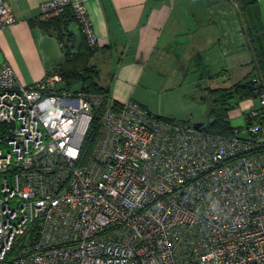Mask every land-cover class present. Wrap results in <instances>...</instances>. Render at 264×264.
Instances as JSON below:
<instances>
[{"label": "built area", "instance_id": "2783aa9c", "mask_svg": "<svg viewBox=\"0 0 264 264\" xmlns=\"http://www.w3.org/2000/svg\"><path fill=\"white\" fill-rule=\"evenodd\" d=\"M47 0L40 21L69 10L97 45L85 3ZM16 24L0 0V30ZM64 49V44H59ZM73 50V49H72ZM232 136L66 89L58 72L19 83L0 65V264H264V84ZM243 133V135H240Z\"/></svg>", "mask_w": 264, "mask_h": 264}, {"label": "crops", "instance_id": "0c3cea01", "mask_svg": "<svg viewBox=\"0 0 264 264\" xmlns=\"http://www.w3.org/2000/svg\"><path fill=\"white\" fill-rule=\"evenodd\" d=\"M5 1L16 24L0 30V65L8 64L22 85H33L57 72L64 51L77 48L81 35L70 17L39 20L38 6L47 0ZM241 6L240 0H88L97 42L89 64L112 102L133 101L153 114L163 109L152 98L181 89L202 102L203 89L230 88L253 70ZM252 9L264 30V0ZM232 102L256 107L251 98Z\"/></svg>", "mask_w": 264, "mask_h": 264}, {"label": "trees", "instance_id": "16d2710c", "mask_svg": "<svg viewBox=\"0 0 264 264\" xmlns=\"http://www.w3.org/2000/svg\"><path fill=\"white\" fill-rule=\"evenodd\" d=\"M240 2L242 3L240 8L241 18L252 51L253 70L242 82L230 88H207L202 90L201 100L202 102L209 103V110L207 119L203 123L201 130L212 135L232 136L236 130L230 126L228 120V111L230 107L226 105L227 102L233 98L238 100L250 98L255 85V75L260 76L264 84V30L257 14L252 9L255 0H240ZM61 16L73 19L69 10L58 17ZM39 24L43 26L42 22H39ZM80 35L81 40L77 48L64 51V61L59 65L56 71L61 75L63 85L66 89H70L77 85L82 92L98 96L102 99L100 107L93 113V120L83 143V159V156L89 153L93 135L109 98L108 88L99 83V70L94 65L89 64V60L93 56L95 48L88 47L83 35L81 33ZM166 120L171 121L172 119ZM13 254H15V249L9 254L4 264L9 263Z\"/></svg>", "mask_w": 264, "mask_h": 264}, {"label": "rangeland", "instance_id": "374dc122", "mask_svg": "<svg viewBox=\"0 0 264 264\" xmlns=\"http://www.w3.org/2000/svg\"><path fill=\"white\" fill-rule=\"evenodd\" d=\"M75 86L78 87L77 85ZM199 91H201V89H199ZM192 93L194 92H188L187 90L181 89L164 92V94L159 97L155 96L151 99L152 105H160L163 110L160 111L155 106L156 110L153 114L160 116L161 118H173L190 125L196 122L204 123L207 119L209 103L191 99L190 97ZM199 95H201L200 92ZM254 101L257 106L258 102L256 100ZM226 105L228 107L231 105L232 107L229 111L230 126L236 129L240 127L242 128L245 122L241 117V114H247L249 112V103L235 105L234 102L230 104V101H228Z\"/></svg>", "mask_w": 264, "mask_h": 264}, {"label": "water", "instance_id": "95a60500", "mask_svg": "<svg viewBox=\"0 0 264 264\" xmlns=\"http://www.w3.org/2000/svg\"><path fill=\"white\" fill-rule=\"evenodd\" d=\"M202 126H203V123H199V122H196V123H193V124H192V127H193L195 130H200Z\"/></svg>", "mask_w": 264, "mask_h": 264}]
</instances>
